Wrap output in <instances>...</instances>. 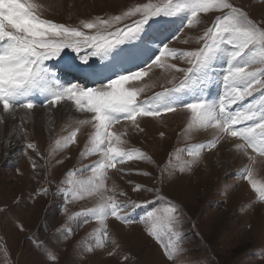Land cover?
Here are the masks:
<instances>
[{
  "label": "snow or ice",
  "instance_id": "snow-or-ice-1",
  "mask_svg": "<svg viewBox=\"0 0 264 264\" xmlns=\"http://www.w3.org/2000/svg\"><path fill=\"white\" fill-rule=\"evenodd\" d=\"M38 10L39 5L31 0H0V105L3 113L12 117L17 110H24L25 116L32 115L38 106L46 109L72 106L84 114L85 118L76 121L75 129L64 141H57L63 148L76 142L81 126H90L93 130L81 155H98L99 159L80 170L90 171L91 175L76 180L71 179L75 171H70L69 179L64 181L67 188L58 189L65 203L85 197L97 199L95 207L68 217L69 221L81 218L82 223L95 219L99 225L91 234L94 244L80 248L79 252L73 245V264L83 254L103 249H107V256L119 254L131 264L132 257L110 235L107 221L112 217L122 224L135 223L133 215L125 209L135 211L159 201L164 202L163 209L147 211L140 222L148 225L147 234L161 243L171 264H191L184 258L188 251L182 247L184 214L177 203L160 195L159 187L150 189L136 184L133 191L154 192L155 200L142 202L119 201L117 195L125 194L117 192L115 186L107 187L108 169L128 161L151 160L142 151L125 148L123 137L127 128L120 132L114 131L113 126L125 121L134 130L142 131L138 118H156L162 113L181 111L188 114L186 132L213 129L210 142L188 150L194 159L181 167V172L191 170L202 150L214 149L221 140L228 142L232 138L240 141L235 143V150L242 151L250 162L255 157L247 149L264 157V17L251 18L244 7L232 0H159L129 7L108 18L81 21V28L42 18ZM182 12L187 15H179ZM213 12L220 14L195 38L199 47L182 50L169 46L183 31V27H166L175 23L171 18L181 19L184 27L198 28L205 23L201 14ZM133 17L139 18L119 26ZM65 50L76 54L80 63H71L62 55ZM93 58L101 63L96 64ZM173 60L182 61L188 67L169 62ZM154 68L172 74L168 81L172 86L141 99L146 86L141 87L137 82L149 76ZM174 73L182 74L178 83ZM68 75L71 80L65 79ZM212 85L222 89L215 97L209 91ZM249 97L252 99L244 103ZM28 149L39 155L35 143L26 144L25 154ZM32 167H37L34 160ZM175 172V168L164 167L153 179L162 185L165 174L171 176ZM137 174L150 176L147 172ZM241 176L258 194L259 201L264 202V182L253 179L250 165L241 170ZM109 192L112 194L108 195ZM40 194L46 196L48 189H41ZM17 227L24 230L23 225ZM169 234L170 240L165 243L162 235ZM72 235L74 230L66 222L45 239H40L39 229L27 239L44 257L45 264H56L58 256L54 249Z\"/></svg>",
  "mask_w": 264,
  "mask_h": 264
},
{
  "label": "rangeland",
  "instance_id": "rangeland-1",
  "mask_svg": "<svg viewBox=\"0 0 264 264\" xmlns=\"http://www.w3.org/2000/svg\"><path fill=\"white\" fill-rule=\"evenodd\" d=\"M31 2L39 5L38 11L42 18L82 28L81 21H89L96 17L108 18L121 14L129 7L148 2L158 3L159 0H31ZM232 2L244 7L255 20L264 17V3L261 0ZM219 14L218 12L201 14L205 23L198 28L184 27L181 19L171 18L175 23L166 27L169 29L183 27V31L179 33L178 39L169 43V46L182 50L199 47L194 42L195 38L199 37L204 28ZM179 15L186 16L187 13L182 12ZM138 18L125 20L119 26L131 24L133 19ZM65 51L68 55H74L70 57L71 63H80L76 54L70 50ZM62 55L65 56L64 53ZM93 60L96 64L101 63L97 58ZM169 62L176 63L178 67H188L179 60ZM257 66L259 65L254 67ZM174 75L177 77L176 81L182 79L181 73ZM171 78L172 74L154 68L149 76L137 82L141 87L146 86L140 98L150 97V92L171 85L168 83ZM214 90L209 89L213 97L216 94ZM254 96L258 98L259 94L254 93ZM251 99L247 98V102ZM69 113L72 115L59 118L60 121L50 135L46 132L38 135L31 129L25 135V128H22L26 141L24 145L22 143L23 147L19 148L20 160L15 168H9L7 165L11 159L6 161L2 149L4 146L0 145V209H4L0 211V264H45L44 257L33 249L27 238L39 229L40 239H45L66 222L74 230V235L54 249L58 256L56 264H73V245L77 246L79 252L80 248L95 243L91 235L93 230L99 227L95 219L82 223L81 218L69 221L68 217L95 207L97 199L85 197L65 203L58 194V189L67 188L64 181L69 179L68 172L75 171L71 179H86L91 172L80 170L86 169L99 159L98 155H81L93 131L90 126L80 127L74 144L66 148L57 145V141L62 143L75 129L76 121L85 118L84 114L74 109ZM138 119L142 131L134 130L129 126V122L125 121L114 125L113 130L123 132L127 128V134L123 137L126 141L124 147L142 151L151 160L128 161L123 165L118 164L117 168L108 169L107 187L111 189L115 186L117 192L125 194L117 195V199L122 202L153 201L154 192H136L133 188L136 184L150 189L159 187L160 195L177 203L182 209L184 214L181 229L184 233L182 247L188 250L184 258L191 264H264V202L259 201L258 194L241 176V170L250 165L253 179L258 183L264 182V157L247 149L249 155L255 157V161L250 162L242 151L235 150L233 141L221 140L216 148L202 150L200 156L195 158L197 162L190 171L181 172L179 169L194 159L188 154V150L210 142L214 130L208 128L186 132L188 114L181 111L162 113L156 118ZM28 142L36 144L39 155L31 149L27 150L26 155L23 153ZM226 154L231 155V158H227ZM33 160L36 168L32 167ZM164 167H169L170 170L175 168L176 172L171 176L165 174L164 183L161 185L153 178L158 177L161 168ZM138 172H147L150 176L138 175ZM43 188L48 189L46 196L40 194ZM250 204L253 206L249 207ZM164 206V202L159 201L149 203L145 208L135 211L132 208L125 209V212L130 211L131 214L137 212L134 215L137 222L132 224H122L109 217L107 223L110 235L115 236L124 252L130 254L131 264H171L164 255L161 243L147 234L148 225L140 222L146 214V208L147 211L154 208L162 210ZM160 223L163 225V219ZM18 224L23 225V231L18 229ZM162 239L165 243L169 242L170 234L162 235ZM106 252L107 249H103L97 250L94 254H83L82 258L75 260V264H129L123 261L119 254L109 257Z\"/></svg>",
  "mask_w": 264,
  "mask_h": 264
},
{
  "label": "bare ground",
  "instance_id": "bare-ground-1",
  "mask_svg": "<svg viewBox=\"0 0 264 264\" xmlns=\"http://www.w3.org/2000/svg\"><path fill=\"white\" fill-rule=\"evenodd\" d=\"M69 112H73L72 106H57L55 109H46L39 106L33 110L32 115L25 116L24 110H17L15 117H12L3 113L0 107V145L3 144L2 146H4L2 147L4 157L8 160L15 153L19 154L20 146H22V143L24 145L26 141L22 134L23 127L25 128V135L29 133L30 129L33 133H38V135H43L45 132L50 135L56 128L55 125L60 121L59 118L61 116L66 115L67 118L72 115ZM21 117H23V124H21ZM231 141H233L234 145L239 142V140L234 138ZM23 153L25 154V151ZM231 154L234 155L233 151H231ZM226 156L231 158L229 154H226Z\"/></svg>",
  "mask_w": 264,
  "mask_h": 264
}]
</instances>
